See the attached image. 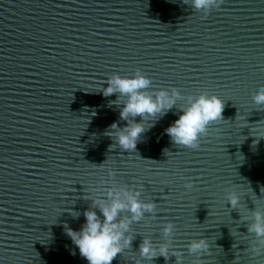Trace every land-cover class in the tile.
<instances>
[{
	"label": "water",
	"instance_id": "1",
	"mask_svg": "<svg viewBox=\"0 0 264 264\" xmlns=\"http://www.w3.org/2000/svg\"><path fill=\"white\" fill-rule=\"evenodd\" d=\"M192 2L0 0V264H88L67 230L125 187L155 207L131 223L112 264H264V237L247 230L264 214V105L253 99L264 86V0ZM137 70L147 94L179 95L145 118L129 152L106 134L126 125V97L102 88ZM202 94L223 100L222 119L196 149L173 143L166 128ZM146 237L168 246L167 261L140 255ZM200 238L207 249L191 252Z\"/></svg>",
	"mask_w": 264,
	"mask_h": 264
},
{
	"label": "clouds",
	"instance_id": "2",
	"mask_svg": "<svg viewBox=\"0 0 264 264\" xmlns=\"http://www.w3.org/2000/svg\"><path fill=\"white\" fill-rule=\"evenodd\" d=\"M223 0H221V3ZM216 4V0H193L195 9H208ZM151 80L139 70L132 76L116 74L107 81V87L102 88L104 96L117 95L126 97L120 108V119L127 121L124 127L117 123L110 125V131L106 134L110 137L115 134L116 142L122 150L134 152L141 135L145 132V118L163 114L167 109L175 105L174 97L179 93L173 91L170 95L165 90H160L155 95L147 94ZM257 105H264V86L253 97ZM115 103V102H113ZM224 108L223 100L216 95H200L186 107L182 108L179 117L166 128V133L173 143L187 148L196 149L201 135L206 132L209 125L222 119ZM141 117L140 122L135 119ZM258 137H264V129H259ZM111 148V146H110ZM139 191L129 190L127 187L94 201L95 207L84 211L86 222L80 230L68 229V235L79 248L81 256L87 259L88 264H112L118 254L123 253L127 246L132 243V237L127 235L133 221H139L146 211L155 207V202H145L140 198ZM239 201L238 195L233 193L229 198V204L235 207ZM96 209H99L98 215ZM125 209L131 214L125 218H119ZM173 225L167 224L163 231L165 235L172 232ZM249 232H254L257 237H264V214L256 213V222L251 224ZM207 241L204 238L194 239L189 245L191 252L206 250ZM140 255L153 260L157 256L168 260V246L162 244L159 248L153 246L149 238H144L139 245Z\"/></svg>",
	"mask_w": 264,
	"mask_h": 264
}]
</instances>
